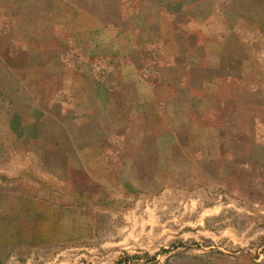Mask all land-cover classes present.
<instances>
[{
	"label": "rangeland",
	"instance_id": "rangeland-1",
	"mask_svg": "<svg viewBox=\"0 0 264 264\" xmlns=\"http://www.w3.org/2000/svg\"><path fill=\"white\" fill-rule=\"evenodd\" d=\"M89 16L111 53L190 49L195 119L92 101ZM0 264H264V0H0Z\"/></svg>",
	"mask_w": 264,
	"mask_h": 264
},
{
	"label": "crops",
	"instance_id": "crops-1",
	"mask_svg": "<svg viewBox=\"0 0 264 264\" xmlns=\"http://www.w3.org/2000/svg\"><path fill=\"white\" fill-rule=\"evenodd\" d=\"M87 20L89 22L88 30L90 31L94 28L98 31L97 34H94L97 42L96 48L98 49L93 48L92 51H89V47L85 49L84 46H77L75 42L73 47L77 50L76 53L74 52V55L77 59L79 70L84 72H87L88 70L87 73L89 75L87 74L86 78L88 82H92V85L88 84L90 86L89 94L92 95V101L99 103L102 102L100 100L103 99V102L111 100L112 103L120 105L131 103L136 106L133 108V114L131 113V115L139 116L137 119L143 118V116L147 118L151 114L165 112L174 115V117H170V122H173L174 120L190 121L195 119L193 115L199 113L203 106V101L201 100L203 95H198V92L200 89L205 90V88L198 86L195 88L193 87L195 85L190 84L192 77L188 74V71L193 70V64H189L190 52L188 51L190 49H187L186 51H175L174 48L166 46L167 42L165 43V48H163V43H160L158 45L160 49H162L161 52L164 53L166 61H164L162 55L159 60H154L153 56L147 58L145 56L147 54L145 53L141 54V58L140 56L138 57V54L135 58H132V55H128L125 52L111 53V45L118 48L116 43H119L122 38L118 35H112L110 33L111 31H108V28L110 29V27H107L106 22L101 21L97 26H94V22L97 21L95 17L89 16ZM192 31L195 33L194 30ZM42 34L43 36L46 35V28L43 30ZM196 39L198 40V38ZM138 40H136V42ZM36 41L40 47L41 39ZM33 42V40L22 38V43L24 44L23 49H28L25 45ZM196 43L199 46L203 45L205 48L208 47L206 38H204L202 42L198 41ZM143 44L150 48L156 43L153 41L146 42L145 40V43L143 42ZM120 50L121 49L119 48V51ZM22 51L23 50L18 51L15 54L17 56H23L24 51ZM180 57L187 59L184 61L183 65L181 63L179 64L178 58ZM79 58H81L80 64ZM86 58H88V60H86ZM91 59L92 66L90 64ZM101 62H106V65L101 67ZM87 63L89 65L86 66ZM200 63H202V59L198 61L199 67H197V73H200ZM112 64H114V67L111 66ZM123 66L128 71V74L124 72ZM22 68H26V66L8 65L10 73L14 74H22ZM174 74L179 75L178 81L172 79V75ZM16 77L20 81L27 83L25 75ZM78 83L80 82L75 81L72 83V86L75 87ZM97 86L101 87L102 91L101 89L96 90ZM181 125L183 127L186 126L185 124ZM171 128V131L180 129L174 123H171ZM183 130L184 128L174 134L177 139L171 142V152H168L167 147L164 145L161 146L162 150L159 149V145L154 147L155 143H151L146 139L144 141L140 140L136 144L134 143L130 150H133L136 153H142L144 151L157 154L161 151L162 154H171L174 153V151L176 152L179 145L181 150H185V148H183V142L179 140L180 132ZM148 134L150 136L152 135L151 132H146L144 133V136ZM119 136H122L121 133L116 137ZM113 151L121 154V152L124 153L125 150L122 148L121 151V146L117 144V148L113 147ZM156 158H158L157 155H154V160ZM162 158L165 159V156Z\"/></svg>",
	"mask_w": 264,
	"mask_h": 264
}]
</instances>
